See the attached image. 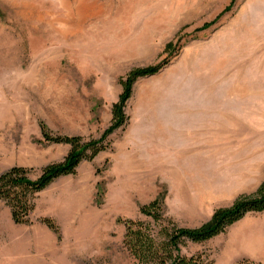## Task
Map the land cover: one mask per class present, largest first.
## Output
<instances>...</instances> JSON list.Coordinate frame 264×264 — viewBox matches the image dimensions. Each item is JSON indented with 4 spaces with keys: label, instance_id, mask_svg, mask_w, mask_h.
Returning a JSON list of instances; mask_svg holds the SVG:
<instances>
[{
    "label": "rangeland",
    "instance_id": "obj_1",
    "mask_svg": "<svg viewBox=\"0 0 264 264\" xmlns=\"http://www.w3.org/2000/svg\"><path fill=\"white\" fill-rule=\"evenodd\" d=\"M161 62L108 148L40 191L29 223L0 200V264H140L126 221L158 242L255 194L263 181L235 195L238 178L264 171V0H0V174L63 160L41 124L99 138L126 75ZM155 199L158 221L141 212ZM180 249L219 264L215 237Z\"/></svg>",
    "mask_w": 264,
    "mask_h": 264
},
{
    "label": "trees",
    "instance_id": "obj_2",
    "mask_svg": "<svg viewBox=\"0 0 264 264\" xmlns=\"http://www.w3.org/2000/svg\"><path fill=\"white\" fill-rule=\"evenodd\" d=\"M165 62L156 65L136 68L130 71L122 80V92L119 100L112 107L110 125L99 138H84L75 135L50 134L43 124L40 131L43 139L48 143L68 144L70 149L62 161L44 166L36 178L29 176V169L22 166H12L0 174V200L9 207L14 223L27 224L35 206L36 195L46 189L61 176L74 174L82 161L92 160L98 153L108 148L107 138L116 130L123 127L128 118L124 112L127 100L131 96L132 85L138 79L156 74ZM264 210V180L253 195H241L231 206L214 211L211 218L197 227H175L164 229V238L155 239L140 225L133 227L132 221H126L125 241L140 264H215L193 254H181L180 244L184 241L194 243L205 242L239 220L247 212ZM163 202L159 199L151 201L141 207V212L152 216L156 221L162 219ZM48 227L57 231L54 222L48 218L42 219ZM251 262L240 260L235 264ZM257 264V263H256Z\"/></svg>",
    "mask_w": 264,
    "mask_h": 264
},
{
    "label": "crops",
    "instance_id": "obj_3",
    "mask_svg": "<svg viewBox=\"0 0 264 264\" xmlns=\"http://www.w3.org/2000/svg\"><path fill=\"white\" fill-rule=\"evenodd\" d=\"M254 168V164L243 166L244 171H254ZM263 179V168L257 182L254 176H240L235 195L254 191ZM215 238L219 264H235L240 260L264 264V210L247 212Z\"/></svg>",
    "mask_w": 264,
    "mask_h": 264
}]
</instances>
